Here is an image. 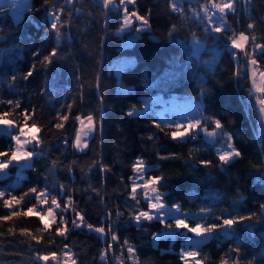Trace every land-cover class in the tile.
<instances>
[{
    "label": "trees",
    "instance_id": "1",
    "mask_svg": "<svg viewBox=\"0 0 264 264\" xmlns=\"http://www.w3.org/2000/svg\"><path fill=\"white\" fill-rule=\"evenodd\" d=\"M203 2L185 1V18H182L170 11L167 0H136L129 11L135 8L139 15L145 16L150 9V30L143 32L132 45L130 33L116 34L121 26V14L103 9L100 0H72L71 3L49 0L50 5L64 8L62 20L68 13L71 20L70 26L63 29L65 35L58 57L47 67L39 61L56 46L47 14L49 6L44 0H31L19 22L5 6L0 8V37H3L0 40V81H3L0 99L19 100L21 108L17 113L24 108L36 109L29 124L35 121L41 128L44 152L42 157L34 158V168L22 173L19 187L12 194L20 196L32 187L38 191L47 187L49 206L52 195L57 196L62 206L68 197L74 202L64 214L70 229L67 239L56 235L60 211L57 224L43 234L44 241L40 245L19 233L20 228L27 227L36 234L37 229L43 227L38 217L21 216L0 222V232L5 233L0 236V264H35L29 243L42 253H60L67 244L77 264H105L100 255L112 244L115 255L124 264H132L126 252L121 256L120 245L124 240L136 248L138 264H183L180 259V249L184 246L182 236L175 232L172 237L158 239L155 245L152 236L164 231V226L157 221H145L137 226L129 217L130 206L135 204L128 198L129 178L133 176L132 165L137 158H142L151 169L146 176L164 177L158 187L168 206L180 204L183 212L192 214L210 209L211 224L220 223L216 217L221 214L246 215L261 211L260 205L264 204L261 121L257 109H250L249 81L237 80L234 76L237 63L233 51L224 46V41L217 45L212 39L205 40L203 25L197 26L192 10ZM235 9V15H227L228 24L237 34L251 31L257 42H264V0H251L248 6L236 3ZM248 23H254L255 28L249 30ZM173 24L178 31L169 36ZM193 32L205 41L203 51L198 54L190 44ZM34 51H39L40 55L34 58ZM131 59L135 60L134 64ZM33 63L36 64L33 76L27 81L17 79L14 94L8 87L11 75L21 76ZM119 63L124 64L117 70ZM239 68L242 73L245 71L243 53ZM97 76L99 88L96 87ZM45 85L50 94H42ZM172 95L192 98L203 107V116L220 119L243 158L221 170L214 146L207 144L203 136L196 140H172L153 126L154 120L162 121L156 104H151L144 115L129 117L126 114L133 107L143 111L148 97L170 98ZM100 97H103L102 102ZM58 113L68 115L62 129L53 127L59 122ZM87 114L93 115L97 131L88 150L77 153L72 147L78 127L75 117ZM11 118L22 122L19 115ZM150 135L152 140L148 139ZM65 139L67 144L63 142ZM11 144L9 137L0 136V151H8ZM171 153L178 158H159ZM201 160H211L212 164L206 167L199 163ZM17 177L18 170L13 167L11 176L0 180V188L15 184ZM60 185L64 186L63 192ZM138 198L141 203L137 207L147 210L143 197ZM33 203L29 194L20 207L26 210ZM73 208L94 227L104 226L107 232L111 224L112 231L119 236V244L112 242L110 234L101 237L87 228H73ZM117 210L123 213L119 218ZM9 211L0 201V216ZM109 211L111 219L106 216ZM190 224L194 226L192 220ZM9 227H15V236L7 234ZM237 244L242 257L253 260V264H264V216L251 229L236 225L232 235L226 236L223 231L213 233L200 245L197 259L202 264H221V258L229 259L226 253ZM107 264H117L112 259V251ZM242 264H247V260Z\"/></svg>",
    "mask_w": 264,
    "mask_h": 264
},
{
    "label": "snow or ice",
    "instance_id": "2",
    "mask_svg": "<svg viewBox=\"0 0 264 264\" xmlns=\"http://www.w3.org/2000/svg\"><path fill=\"white\" fill-rule=\"evenodd\" d=\"M3 2L4 0H0V6H2ZM71 2L72 0H66V3ZM167 3L171 12L177 13L182 18H185V8L181 0H167ZM236 3L249 4L251 0H221L220 3H217L216 0H204L202 5L198 4L193 8L192 14L196 22H198L197 26L203 25V32L206 34L205 40L212 39L217 45H219L221 41H224L225 47L236 49V51L232 53L237 63L234 76L237 80L244 79L249 81L248 102L250 104V109L251 107L257 109L261 125L264 127V42H257V37L251 31L247 33L245 31H240L237 34L235 29L227 23L228 13L231 12L232 15H235L236 9L234 5ZM44 4L49 6L47 14L50 18L51 31L56 40V46L51 49L48 55L42 57L39 61V63L47 67L54 63V58L58 57L60 42L65 35L63 29L70 26L71 13H68L67 18L62 20V16L65 15L63 7H57L55 4L50 5L49 0H44ZM135 4L136 0H101L103 9L112 11L116 14H122L121 26L118 30L119 33H131L132 31L140 33L150 27L149 16L151 15V10L149 9L148 15L145 16L139 15L138 10L135 8L130 12L129 5L135 6ZM247 28L253 30L255 24L248 23ZM176 31H178V27L173 24L169 36ZM2 39L3 37H0V40ZM204 44L205 41L201 40L197 34L193 32L191 37V48L194 53L198 54L204 48ZM241 53H243L245 61V71L243 73L239 68ZM32 55L35 58L39 56L40 53L39 51H34ZM35 69L36 64L33 63L31 68L21 76L18 77L15 73L11 75V82L8 87L14 94L16 93L15 82L17 79L27 81L33 76ZM2 83L3 81H0V84ZM96 87H100L98 76L96 78ZM45 92H49L47 85L42 89V94ZM203 94L202 92L201 95ZM100 100L102 102L103 97H100ZM145 103L146 107L144 112L133 107L126 113L127 116L138 117L144 115L148 110V102ZM189 103L192 104V109L180 113L176 120H154L153 126L161 132H164L166 136H170L172 140L185 141V138L196 140L201 134L205 137V142L213 146L217 141L224 140V143L219 148H216V155L220 162L221 170H224L225 166L231 165L237 160L242 159V152L234 146L232 134L225 130L222 121L214 116H203L200 105L195 104L193 101H189ZM0 106H6L0 107V136H7L12 141L8 151H0V180L9 175L6 171L9 166H13L18 170L17 182L15 184H10L7 188H0V201H3V207L5 209L10 210L8 214L0 216V222L12 221L14 218H19L21 216L38 217L43 227L37 229L36 234L32 233L27 227L20 228L19 233L21 236L30 237V241H34L36 245H40L44 241L43 234L49 230L51 224H57L56 210H59L60 220L56 228V235L67 239V233L70 229L68 228V221L64 218V214L72 208L74 202L71 197H68L62 206L57 196L52 195L51 204L49 206L50 194L47 187L39 191L36 187H32L20 196L12 194L19 187V180L22 179L23 170L34 168V165L30 162L33 157H42L44 155L42 141L39 137L41 128L35 121L29 124V121L35 116L36 109L33 107L31 111H29L28 108H24L17 113L16 110L21 108V103L19 100L12 99H0ZM68 107L70 110L71 105ZM14 115L22 117V122L18 123L12 119L11 117ZM75 119L79 122L80 127L76 131L72 147L83 152L84 149L88 148L87 137L91 136L96 131V121L92 114L76 116ZM57 120L59 122L54 124L53 127L62 129L64 127V122L68 120V115H61L58 113ZM209 124L212 125L211 128ZM148 139L152 140L153 136L150 135ZM63 142L67 144V139ZM37 149L41 150L37 151ZM159 158L161 160H167L170 158H178V156L175 153H171L168 156H160ZM52 163L53 166H55L56 162L53 161ZM199 163L207 167L212 164V161L201 160ZM101 167L103 169V166ZM132 168L133 176L129 178L131 181V191L128 193V198L135 201V204L130 206L132 211L129 213V217L137 226H141L142 222L146 221L150 223L155 220L162 224L165 229L186 230L187 232L194 233L197 237H204V239L199 240H188L186 247L180 252V259L183 264H202L201 260L196 259V257L200 256V245L213 233L223 231L226 236L232 235L236 225H244L251 229L254 224L260 223L261 217L264 216V204H262L260 205V212H250L246 215H241L239 213L235 215L232 213L221 214L216 217V219L220 221L218 224L202 223L200 221L206 218L211 211L210 209H201L199 219H197L195 216L183 212L180 204L168 206L164 202V194L159 191L158 187L161 181L164 180V177L162 175L146 176V172L151 169L146 167L142 158H137ZM63 189L64 186L60 185L61 192H63ZM138 189L141 190L139 193ZM29 194H32L34 203L25 210L21 208L20 205ZM138 196L143 197V200L147 204V210L137 207L141 203ZM14 208L16 210L11 211ZM72 210L74 212V218L71 221L73 228H87L89 231L99 233L101 237H106L110 234L112 242L119 244V236L112 231L111 224H108L106 232L104 226L94 227L91 224H87L84 216L78 210L75 208ZM122 215L123 213L117 210V218ZM106 216L108 219H111L112 213L109 211L106 213ZM45 217L50 218L51 224L44 223ZM188 219H192L194 226H190L189 223L186 222ZM7 234L15 236V227H9L7 229ZM178 234L183 233L181 232ZM4 235L5 233L0 232V236ZM172 235H174L172 231H162L154 234L152 240L155 242L161 237ZM49 242L51 243V240ZM29 248L34 254L35 264H48L49 260L53 261L54 264H77V261L72 258L74 254L67 244L64 245L60 253L54 251L42 253L39 248H33L31 243H29ZM110 251H112V259L116 261L117 264H124L123 260L115 255V252L112 250V244H108V247L100 255V259L104 261L105 264H107ZM120 251L121 256H123L125 252L127 253L128 259L131 260L132 264H138L136 248L130 244L128 240H124L123 244L120 245ZM226 256L231 260V264H242L244 260H247V264H253V260L241 256V248L238 244L230 248ZM189 258H192L191 262ZM205 259H207V257H205ZM229 259L222 257L221 264H229Z\"/></svg>",
    "mask_w": 264,
    "mask_h": 264
},
{
    "label": "rangeland",
    "instance_id": "3",
    "mask_svg": "<svg viewBox=\"0 0 264 264\" xmlns=\"http://www.w3.org/2000/svg\"><path fill=\"white\" fill-rule=\"evenodd\" d=\"M31 0H4L2 6H0V8H2L3 6H5V8H7L10 12L13 13V15L16 17V21H20L21 18H22V14L24 13V11L28 8L29 6V2ZM101 1V0H100ZM182 1V0H181ZM217 3H220L221 1H216ZM130 6V5H129ZM235 8H236V4L234 5ZM243 6H248V4H243ZM215 11V10H213ZM231 13V12H229ZM228 13V14H229ZM122 16V14H121ZM194 17V16H193ZM228 23V22H227ZM119 30V29H118ZM116 30V34L117 35H120V36H123V35H126L128 32H124V33H119V31ZM150 28H147L145 31H142L140 33H137L135 31H132L130 34V37H129V40L131 41V44L133 45L135 43V41L139 38V36L143 33V32H146V31H149ZM190 44H191V41H190ZM131 45V46H132ZM231 51L235 52L236 49H232L230 48ZM203 51V49L199 52L201 53ZM194 52V51H193ZM131 64H134L135 60L134 59H131ZM124 63H119V65L116 67L117 70H120L121 67L123 66ZM147 100V109H149L150 105L151 104H156L158 105V108L159 109V114L161 115V120L164 121V120H176L179 116L180 113L182 112H186V111H190L192 109V104L189 103V101H193L195 102V104H198L196 100L192 99V98H189V97H183V96H178V95H172L170 98H165L164 96H161V97H148ZM201 107V106H200ZM201 109H203V107H201ZM145 110V109H144ZM141 111V112H144ZM95 120V119H94ZM80 127L79 125V122H78V127L77 129ZM263 129V132H264V127H262ZM34 131V130H33ZM96 131H97V123H96ZM96 131L89 137H87V143H88V148H89V145H90V141L92 140V138L95 136L96 134ZM201 136H203V134H201ZM39 137H40V133H39ZM188 138H185V141L187 140ZM224 143V140H219L217 141V143L214 145V148L216 150V148H219L222 144ZM88 148L84 149L83 152H86L88 150ZM75 151L77 153H83L81 151H78L76 148H74ZM37 151H39V149H37ZM36 156L33 157L32 161H30L31 163L33 162L34 158ZM22 163H26V162H22ZM13 168V166H9V168L6 170L9 175L4 177L2 180L6 179V178H9L11 176V169ZM27 169H24L22 173H26ZM138 191H141L138 189ZM40 207H46V206H40ZM58 213H59V210H56V218H57V221H58ZM186 213V212H185ZM191 214L192 216H195L197 219H199V216L200 214H192V213H189ZM210 215V213L208 214ZM206 216V218L200 222L202 223H207V224H211L209 223V216ZM190 220L192 219H188L186 222L189 223V225L191 226L190 224ZM155 221V220H154ZM44 223H49L51 224V220L49 217H45V220H44ZM53 226V224H51V227ZM50 227V228H51ZM166 231H171L169 229H165L164 232ZM172 232L175 233L178 235V236H182L183 237V242H184V246L181 247L180 249V252L183 248L186 247L187 245V242L188 240H199V239H204V237H197L195 236L194 233H191V232H187L186 230H176V229H172ZM183 233V234H178V233ZM167 237H172V236H167ZM210 237V236H209ZM162 238V237H161ZM163 238H166V237H163ZM207 239H205L206 241ZM158 241V240H157ZM157 241L154 242L155 245H157ZM191 259L192 258H189L190 262H191ZM197 259V257H196ZM51 264H54L53 261H51Z\"/></svg>",
    "mask_w": 264,
    "mask_h": 264
},
{
    "label": "water",
    "instance_id": "4",
    "mask_svg": "<svg viewBox=\"0 0 264 264\" xmlns=\"http://www.w3.org/2000/svg\"><path fill=\"white\" fill-rule=\"evenodd\" d=\"M101 125H102V123H101ZM203 138H204V140H205V137L203 136ZM208 144V143H207ZM210 145V144H209Z\"/></svg>",
    "mask_w": 264,
    "mask_h": 264
}]
</instances>
